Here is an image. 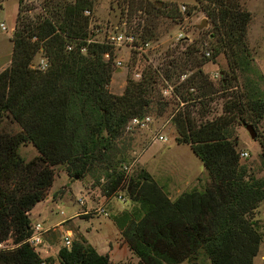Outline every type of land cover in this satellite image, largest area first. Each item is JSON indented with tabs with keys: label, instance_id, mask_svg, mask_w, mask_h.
<instances>
[{
	"label": "trees",
	"instance_id": "1",
	"mask_svg": "<svg viewBox=\"0 0 264 264\" xmlns=\"http://www.w3.org/2000/svg\"><path fill=\"white\" fill-rule=\"evenodd\" d=\"M96 1L43 0L44 16L34 21L23 17V8L17 6L10 63L0 72V118L7 113L21 130L12 137L0 134V244L10 240L13 245L0 250V264H50L25 241L30 226L27 215L46 198L54 168L64 165L69 178H82L108 160L113 142L130 119L143 117L151 105L159 116L166 106L157 95L154 101L145 97L154 91L153 80L144 85L126 79L120 95L107 91L113 69L101 55L111 51L86 42L89 18L83 13H90ZM194 1L232 63L236 50L245 51L249 13L241 9L239 0ZM39 50L46 62L43 70L32 67ZM192 53L185 52L182 66L192 60L195 71L173 88L178 107L170 121L175 142L189 147L208 182L200 191L191 189L170 201L140 170L125 183L129 202L135 206L112 222L137 258L136 264H196L200 254L209 264H252L261 243L254 215L264 200V180L239 163L229 127L239 122L256 128L264 118V102L241 85L240 92L223 102L220 115L195 119L189 108L198 104L199 118L205 117L203 100L217 90L199 70L203 60L190 59ZM172 74L168 63L164 78L169 80ZM219 85L227 90L230 83L223 75ZM23 143L36 152L28 161L17 152ZM259 146L264 159V135ZM106 177L108 195L123 178L113 173ZM56 258L59 264H112L83 238L71 242L68 249L59 248Z\"/></svg>",
	"mask_w": 264,
	"mask_h": 264
},
{
	"label": "rangeland",
	"instance_id": "2",
	"mask_svg": "<svg viewBox=\"0 0 264 264\" xmlns=\"http://www.w3.org/2000/svg\"><path fill=\"white\" fill-rule=\"evenodd\" d=\"M42 2L43 0H2L0 2V25L4 26V30L0 27V72L10 63L11 37L17 6L20 5L23 8L21 13L23 17L34 21L44 16L41 9ZM158 2L160 4H157ZM238 2L241 9L249 13L250 19L245 31V51L236 50V57L232 63L227 57L228 52L219 48L217 34L213 33L206 17L194 0H97L94 3L88 17V25L91 27L88 31L91 32L94 40L105 41L106 33L125 31L139 36L148 43V47L142 53L125 47L114 51L115 57L122 61V66L121 70L112 72L107 91L113 95H120L126 79L134 82L142 81L144 85L153 80L154 91L145 94V97L154 101L152 97L157 95L166 103V106L163 113L158 116L151 105L150 111L144 115L149 117L150 121L144 127L129 130L124 128L121 136L113 142L114 149L107 155L108 160H103L101 164L94 166L82 178L76 180L73 179L74 177L69 178L65 173L64 165L55 167L54 181L46 192V196L49 195L48 199L41 201L34 208L29 217L30 223H41L45 220L44 224H41L44 228H49L48 232H52L50 227L54 223L70 217L73 211L79 209L80 216L75 221L78 227L74 232L67 234L70 241H75L79 234L85 236V229L89 228L91 232L86 235V238L92 243L101 244L105 241L107 231L97 225L102 218L95 212L96 205L102 204L108 219L129 211L135 205L129 202L125 183L128 179H134L140 170L151 174L152 180L166 196L167 192L172 193L175 190L187 188L183 186L185 182L191 186V189L199 191L207 184L206 173L189 147L175 142L177 135L170 116L178 107V100L171 94L179 82L195 71L192 60L182 66L187 58L185 52L189 49L194 51L190 59L194 56L198 61L203 60L199 70L217 90V93L203 100L207 111L205 117L199 118L198 104L194 108H189L193 111L191 115L195 119L209 120L220 115L223 102L240 92L241 85H245V90L254 95L253 98L264 102V0H239ZM201 24L203 26L199 28ZM96 29L98 33L95 34L92 31ZM45 63L39 50L32 60V67L41 68ZM168 63L172 64L174 72L169 80L164 78ZM223 75L230 83L227 90H222L219 85ZM163 91H167L170 95L163 94ZM189 91L192 95L197 93L194 90ZM245 126L235 122L229 127L231 136L237 142L236 151L247 154V157L239 159V163L249 168L255 178L264 180V159L260 157L259 146V141L264 135V118L256 128H252L255 139L249 137ZM20 133V128L10 116L2 112L0 134L12 137ZM158 135L164 137L165 141H154ZM17 152L24 161L36 156L34 148L28 143L19 145ZM107 166L110 167L106 169ZM112 173L121 175L125 182L123 184L122 181V184L120 183L111 194L106 195L108 191L106 186L109 183V177L107 178L106 175ZM64 175L67 183L79 182L74 187V193L68 188V184L63 185ZM84 194L88 196L87 201L79 206L76 199L78 195ZM59 210L62 211V216L58 214ZM84 211L86 215L82 214ZM254 218L257 221L261 243L252 264H264V200L258 205ZM88 219L92 221H87ZM68 223L70 221L64 222L63 226H67ZM61 239L60 235L55 241L58 248H62ZM12 248L10 240L2 243L0 247L1 250ZM199 257L200 255L196 264H204Z\"/></svg>",
	"mask_w": 264,
	"mask_h": 264
},
{
	"label": "crops",
	"instance_id": "3",
	"mask_svg": "<svg viewBox=\"0 0 264 264\" xmlns=\"http://www.w3.org/2000/svg\"><path fill=\"white\" fill-rule=\"evenodd\" d=\"M115 72H116V70H115ZM150 176H151V174H150ZM62 183H63V185L68 184V188L71 190V192H73L74 187L76 186V183H79V182H73V183L68 182L67 183V178L64 175V179H63ZM183 186L187 187V188H183L182 190H175L172 193L167 192V198L170 201H173L180 194L188 192L191 190V186L190 185L188 186V184L186 182L183 184ZM187 189H189V190H187ZM48 196L49 195L47 194L44 201H47ZM76 196H77V194H76ZM87 198H88V196H86L85 194L83 196L78 195V197L76 199L77 203H79L78 205L82 206L83 202L87 201ZM37 205H38V203L29 211V213L27 215L28 219L31 216V213L33 212L34 208ZM96 206H98V205H96ZM127 206L129 208V205H127ZM78 210L73 211L72 214L70 215V217L62 219V220L54 223L50 227V229L52 228V232H46L44 234L42 244L39 248L40 254H38L42 260L48 259V260H50V262H49L50 264H59L57 261V258H56L57 251L59 248H58V245L56 246L55 241L58 238V236L61 235V238L63 239V237L65 235L70 234L71 231L74 232V230L77 229L78 225H77V223H75V221H76V219H78V216H80V213L78 214ZM82 214L86 215L87 213L84 211ZM97 216L101 217L102 220H104V221L101 220V222H97V225L99 227L105 228V230L107 231V234L105 236V241L101 242V244L92 243L88 238H86V235L90 234V232H91V229H89V228L85 229V231H86L85 236L83 234H79V237H77L75 239V241L78 238H83L86 241V243L97 254L106 255L109 262H111L112 264H124V262H127V264H136L137 258L134 255H132L131 252L128 250L126 244L123 242V240L120 236L119 230L113 224L112 219H108L107 217L104 218L98 214H97ZM44 221L41 223L44 224ZM66 221H70V223H68L67 226H63L64 222H66ZM87 221H92V219H88ZM33 223H40V222H32L30 224H33ZM46 228H48V227H46ZM61 244H62V242H61ZM200 259L203 260L204 264H209V261L202 254H200L199 260ZM179 264H187V262L184 261V262H181Z\"/></svg>",
	"mask_w": 264,
	"mask_h": 264
},
{
	"label": "built area",
	"instance_id": "4",
	"mask_svg": "<svg viewBox=\"0 0 264 264\" xmlns=\"http://www.w3.org/2000/svg\"><path fill=\"white\" fill-rule=\"evenodd\" d=\"M181 10H183V9H181ZM83 14L85 16L89 17V12L85 11ZM0 27H1V30H4V26L0 25ZM87 30H91V27L89 25H88ZM92 32H94L96 34V33H98V29L93 30ZM86 42L87 43L102 44V45L107 46L110 49L111 54H109L108 52H104L101 55V59H102V61L109 63L110 67L113 69L114 72H115V70L116 71L121 70V66H122V61L115 57L114 51L117 48L125 47V48H128L134 52H141L142 53L148 47V43L144 42L139 36H136V35L131 34V33L128 34L125 31L106 33L105 34V41H101V42L94 40L92 38L91 32L88 31ZM81 52L83 53L84 50H81ZM205 55H208V54H205ZM44 68H45V64H43L41 66V68H38V69L43 70ZM167 93H168L167 91H163V94L168 95ZM149 121H150V118L146 117V116H143L141 118L135 117V118L130 119L127 122L125 128L128 130L132 129V128H142L145 125H147ZM154 141L164 142L165 138L158 135L157 137H155ZM238 156H239V159H241V158L247 157V154L244 152H240L238 154ZM95 211L98 215H101L104 218L107 217V213L104 210V208L102 207V204L98 205L95 208ZM58 214L60 216L63 215L61 210L58 211ZM48 231H49V228H46V227L44 228L41 223L30 224V226H29V237L27 238V240L25 242L35 253L39 254V248L42 244V237ZM70 245H71V241L69 239V235H65L62 239V247L68 249L70 247ZM0 247H1V244H0Z\"/></svg>",
	"mask_w": 264,
	"mask_h": 264
},
{
	"label": "water",
	"instance_id": "5",
	"mask_svg": "<svg viewBox=\"0 0 264 264\" xmlns=\"http://www.w3.org/2000/svg\"><path fill=\"white\" fill-rule=\"evenodd\" d=\"M157 4H160V3L158 2ZM202 26H203V25L201 24V25L199 26V28H201ZM11 34H12V33H11ZM245 129H246V131H247L249 137H250L251 139H255V133H254L252 127H251V126H245ZM73 179L76 180L77 177H74Z\"/></svg>",
	"mask_w": 264,
	"mask_h": 264
}]
</instances>
